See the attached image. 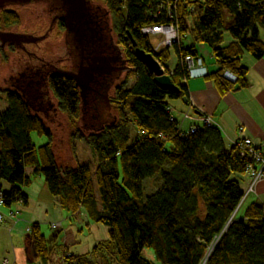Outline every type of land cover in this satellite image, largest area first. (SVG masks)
Wrapping results in <instances>:
<instances>
[{
	"label": "trees",
	"instance_id": "16d2710c",
	"mask_svg": "<svg viewBox=\"0 0 264 264\" xmlns=\"http://www.w3.org/2000/svg\"><path fill=\"white\" fill-rule=\"evenodd\" d=\"M153 1L91 0L97 27L105 35L116 34L114 44L123 46L134 68L129 74L136 77L128 87L127 76L114 96L109 95L117 118L89 133L78 128L70 136L72 142L84 139L91 146L98 163L95 171L86 163L57 162L52 130L36 111L33 89L49 96L52 92L61 111L74 122L81 119L83 101L72 73L55 68L51 61L44 62L40 71L28 64L16 75L19 83L2 90L7 104L0 111L4 205L27 202L22 188L31 183L26 168L32 166L44 175L63 209L76 213L83 208L91 220L109 228V237L92 253L66 251L65 264H111V260L155 264L143 254L146 248L153 249L162 264H264V203L255 201L238 215L245 193L238 176L246 174L252 155L242 154L239 141L227 146L214 124H198L188 133L181 128L170 100L188 98L189 74L183 58L198 52L196 44L181 42L175 46L178 64L172 70L166 66L169 47L155 51L150 38L141 33L144 24L156 22L150 15ZM168 19L164 13L158 21ZM177 20L183 37L190 32L195 43L211 47L219 69L206 77L220 93L247 86L242 55L264 57V0H182ZM20 23L15 9L0 10V29ZM226 32L233 37L228 44H224ZM132 38L165 67L179 90L158 85L136 56ZM227 69L236 81L224 77ZM33 133L47 136L48 142L37 146ZM154 176H160L162 184L145 194L143 182ZM30 241L37 258H49L47 239L37 223L31 226Z\"/></svg>",
	"mask_w": 264,
	"mask_h": 264
},
{
	"label": "crops",
	"instance_id": "0c3cea01",
	"mask_svg": "<svg viewBox=\"0 0 264 264\" xmlns=\"http://www.w3.org/2000/svg\"><path fill=\"white\" fill-rule=\"evenodd\" d=\"M192 44H196L197 55L203 58L209 73L219 69L207 43H195L193 40ZM242 63L248 68L247 86L222 94L212 79L206 76L189 77L188 103L179 98L170 104L183 130L203 124L201 118L209 115L227 146L250 138L264 153V57L257 59L244 52ZM34 170L32 166L26 168L31 178V183L22 188L27 202L18 201L0 208L4 215L0 222V264H65L66 251L73 254L92 253L98 243L109 237V228L91 220L83 208L76 213L63 209L59 198L49 191L42 173H35ZM238 179L241 188L246 191L249 177L240 175ZM255 201L264 203V180L257 184L256 191L244 204L248 206ZM55 222L60 223L56 229L51 227ZM35 223L39 224L47 239L51 252L48 259L37 258L31 244V226Z\"/></svg>",
	"mask_w": 264,
	"mask_h": 264
},
{
	"label": "water",
	"instance_id": "95a60500",
	"mask_svg": "<svg viewBox=\"0 0 264 264\" xmlns=\"http://www.w3.org/2000/svg\"><path fill=\"white\" fill-rule=\"evenodd\" d=\"M43 0H0V10L11 7L19 10V13L22 15V24L20 26L14 27L11 30L16 32H27L28 36H33L35 39L31 40L29 38L24 39L25 50L17 49V52H11V57L9 63L4 66L0 62V88L6 89L11 88L13 85L8 82V78L17 74L19 70L23 69L25 65L30 64L33 67H36L37 64H40L41 61L48 62L53 61L55 64L61 67V62L69 64L70 60L66 57V33L64 32L62 37H56L53 39V32L58 29L57 25L52 27L51 25V13L44 4ZM65 8L67 15L69 16L68 25H74L76 27L75 32H73L80 43H85V36L88 33H91L95 27L96 23L95 18L91 15V0H67L65 2ZM50 28H52L50 30ZM13 40L16 39V36L13 32H7L0 30V39ZM112 38L114 40V35L112 32ZM115 43V41H114ZM132 44L135 48V54L139 60L146 66L149 72L154 75L155 81L163 88L179 90V87L173 82L171 76L165 72V69L162 67V64L154 57L150 52H146L144 49L138 47L137 41L132 38ZM1 45V42H0ZM4 48H7L5 46ZM120 50V48L118 47ZM121 52V51H120ZM122 53V52H121ZM123 55V54H122ZM124 57V55H123ZM128 60V59H127ZM69 67L67 69H69ZM99 67V69H98ZM116 69V67L109 63H102L99 66H96L93 70L99 72L111 71ZM69 73V71H66ZM125 75L124 72L121 76ZM77 85L79 77L73 75ZM120 76V77H121ZM116 79L113 85L110 88V96H114V86L117 85ZM84 82V79L81 80ZM82 101L85 99V93L82 95ZM183 100L188 103L187 97H183ZM49 101L52 104V107L47 109V113L43 110H36L40 116L48 121V125L51 126L54 130V143H55V153L57 162L61 165H66L65 160L68 159L69 163L72 161V149L70 146L69 134L71 128L67 122L66 116L60 111L57 106V99L53 96L51 92L49 96ZM84 102V101H83ZM111 111L110 116H108L107 121H111L113 118H117V111H113L112 107L109 109ZM86 108L82 104V115L81 119L77 122V125L81 127L83 131L89 133L93 131L97 123L92 114L86 113ZM108 112V110H107ZM106 121V122H107ZM74 163V162H73Z\"/></svg>",
	"mask_w": 264,
	"mask_h": 264
},
{
	"label": "flooded vegetation",
	"instance_id": "af4514ba",
	"mask_svg": "<svg viewBox=\"0 0 264 264\" xmlns=\"http://www.w3.org/2000/svg\"><path fill=\"white\" fill-rule=\"evenodd\" d=\"M49 9L51 17L52 27L59 25L64 28L66 33V57L70 60L69 69L62 68L53 64L55 68L62 69L73 73V75L79 77L78 87L80 90V95L85 93V99H83V105L86 108V113L92 114L95 119L102 118V122L94 124L97 126L104 125L108 119L110 109V88L113 85L114 81L118 79L124 71H126L129 66L127 59L123 57L120 50L115 46L112 36L102 31L96 30L93 28L91 33H88L85 36V43H80L77 39V36L73 33L76 30L74 25H68V15L66 12L65 2L67 0H43ZM96 19V18H95ZM95 23V27H97ZM99 26V25H98ZM52 28H50L51 30ZM2 30V29H0ZM2 31L13 32L16 36V39L13 40H4L0 39L1 45L13 46L17 49L25 50L24 39L29 38L31 40L35 39L33 36H28L27 32H16L10 29H3ZM113 64L116 69L111 71L99 72L93 70L96 66L102 63ZM43 61L40 64H37L35 67L38 71L42 68ZM28 65V64H27ZM25 65L24 67H26ZM99 69V67H98ZM23 69L19 70V74L22 73ZM17 73V74H18ZM17 74L11 75L7 80L11 85H17L20 80H18ZM82 78L84 82H82ZM29 84L33 83V80H28ZM36 93V94H35ZM34 98H37L39 110H43L47 113V109L52 107L51 102L49 101V95L47 91H40L33 89Z\"/></svg>",
	"mask_w": 264,
	"mask_h": 264
},
{
	"label": "built area",
	"instance_id": "2783aa9c",
	"mask_svg": "<svg viewBox=\"0 0 264 264\" xmlns=\"http://www.w3.org/2000/svg\"><path fill=\"white\" fill-rule=\"evenodd\" d=\"M181 1L182 0L153 1V7L150 11V15L156 20V22L144 24L141 27V33L143 35H147L150 39L152 37L161 38L160 42L158 41L155 45L152 44L155 51L165 47H175L176 45L180 47L184 38L181 35L180 26L177 20ZM164 13L168 16V21H158L159 17H161ZM183 62L188 71L189 77H205L209 74V68L204 64V60L201 56L188 53L184 56ZM162 67L164 68L163 65ZM224 77L230 81H236L237 79L236 75L230 70L224 71ZM170 110L173 111L172 108H170ZM186 116H188L187 113ZM201 120L203 124H207L209 126L214 124L212 117L209 115H204ZM197 127L198 125H193L190 129L186 130V133L194 132ZM239 147H241L242 154L249 152L253 158V161L247 166L246 170V174L250 177V183L244 193V195H247L248 193L255 191L257 183L264 178V155L250 138H245L239 141ZM4 203L3 193L0 190V208L4 205ZM3 217L4 215L0 211V222H2ZM59 226L60 223H52V227L55 229Z\"/></svg>",
	"mask_w": 264,
	"mask_h": 264
},
{
	"label": "rangeland",
	"instance_id": "374dc122",
	"mask_svg": "<svg viewBox=\"0 0 264 264\" xmlns=\"http://www.w3.org/2000/svg\"><path fill=\"white\" fill-rule=\"evenodd\" d=\"M13 9H15L19 13L18 9H16V8H13ZM20 16H21V23L20 24L15 25L11 28H6V29L11 30L14 27L20 26L22 24V15L20 14ZM57 27H58V29L53 32V36H54L53 39H55L56 37H58V38L62 37L63 33L65 32L63 27H61L59 25H57ZM113 35H114V41L117 43L118 38L114 32H113ZM225 37L226 38H225L224 44H228L231 40H233V37L229 32L225 33ZM150 40H151V43L155 45L156 43H158V41L159 42L161 41V38L160 37L159 38L152 37ZM182 41H183V44L185 46L193 43V37L190 34V32H188L186 34V36H184ZM118 46L120 48V51L124 55V58L127 59L123 46L121 44H118ZM7 47H8V49L4 48L2 45H0V62H1L2 66L9 63V59L11 57V55H10L11 52H17V49L15 47H11V46H7ZM169 49H170V58L167 60L166 65L170 69H174L179 62V55H178L176 48L174 46L170 47ZM127 62H128V60H127ZM128 66H129V63H128ZM61 67L67 69L69 67V64H65L64 62H61ZM133 69H134L133 67L129 66V68L126 71H124L125 75L121 76L120 79L116 81L117 85H119V83H121V81H123L127 76L130 75L128 87H131L134 84L135 79H136L134 74H129V71H131ZM117 85L114 86V91H115ZM2 90H3V88H0V111H2L6 107V98H5V94L2 92ZM53 96H54V94H53ZM172 101H177V99H171L170 102H172ZM113 104H115V103L113 102ZM57 106H58V100H57ZM58 108H59V106H58ZM112 110L114 112L117 111V109L114 106H112ZM60 111H61V109H60ZM61 112L66 116L67 122L69 123V126L71 128V132L69 134V139H70V146L72 149V161L74 162V163L73 162L69 163V160L66 159L65 164L74 166L77 163H86L91 167V169L93 171H95L98 163H97L96 154L92 150L91 146L84 139H77L75 142H72V140L70 138L71 134L74 131H76V129L81 128L77 125V122L79 120L77 122H74L72 119L69 118L67 113H65L63 111H61ZM44 121H45V124L52 130V133H54L53 128L48 125V121L45 119H44ZM131 129H132L133 135H135V127L132 126ZM32 137H33L32 139H33L34 143L37 146L48 142L47 136H39L38 134L33 133ZM53 137H54V134H53ZM73 143H74V149H73ZM262 154L264 155V153H262ZM41 175L44 177L43 174H41ZM244 177H249V176L247 174H245ZM249 179H250V177H249ZM263 180H264V178L261 181H263ZM261 181H259V182H261ZM249 183H250V180H249ZM249 183H248V185H249ZM161 184H162V179L160 176H154V177L146 179L143 182L144 193L145 194L153 193ZM256 188H257V185H256ZM255 191H256V189H255ZM255 191H252V192L248 193L247 195H244V198L240 204V207L238 208L240 210L238 212V215H242L245 207L247 206V203L246 204H244V203L247 201L250 194L254 193ZM50 231L52 232L51 229H50ZM143 254L147 258H151L155 264H162L160 261H158L156 259V256H155L153 249L146 248L144 250ZM111 264H118V262L115 260H113V261L111 260Z\"/></svg>",
	"mask_w": 264,
	"mask_h": 264
}]
</instances>
